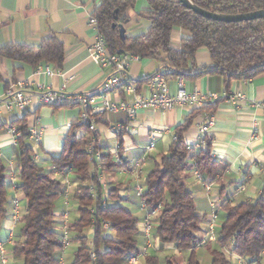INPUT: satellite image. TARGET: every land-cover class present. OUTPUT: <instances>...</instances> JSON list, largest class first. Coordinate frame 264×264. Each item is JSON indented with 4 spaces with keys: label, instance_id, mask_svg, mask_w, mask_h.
<instances>
[{
    "label": "trees",
    "instance_id": "16d2710c",
    "mask_svg": "<svg viewBox=\"0 0 264 264\" xmlns=\"http://www.w3.org/2000/svg\"><path fill=\"white\" fill-rule=\"evenodd\" d=\"M137 1L140 0H98L94 15L110 53L150 59L161 64L163 69L171 70L174 77H182L184 70L195 66V54L204 49L211 65L193 77L216 75L227 81H244L264 73V19L229 24L214 22L186 10L178 0H142L147 8L139 13V17L148 22L147 30L137 35L125 32L121 37L119 26L129 23L128 12ZM190 1L205 11L224 15L264 10V0ZM177 30L188 36L181 38L179 48L174 49L171 38ZM0 51L7 57L32 65L41 62L57 65L63 60V46L56 37L43 40L37 49L5 48ZM205 110L208 107L190 111L185 123L175 128L174 140L167 152L149 158L151 168L144 176L140 201H144L148 209L161 205L154 228L158 245L190 252L184 263L170 256L164 259V264H200L195 250L203 217L197 213L193 194L185 182L188 174L194 171L213 178L217 164L210 156V145L200 151L188 149L184 134L193 119ZM27 120L26 114L11 125L20 133L15 148L18 171L15 189L25 200L11 257L20 260L21 264H59L61 243L54 206L63 193V186L33 161ZM121 137L118 133L119 143ZM87 143V131L75 121L65 135L60 152L51 160L52 172L63 175L70 171L78 183L73 194L78 203V218L70 227L73 240L78 242L72 264H90L91 245L95 250V264H128L127 256L134 253L139 244V219L119 205L122 201L120 187H108L105 193L98 179L114 170L129 168L128 163L117 164L106 153L91 168L85 151ZM11 186L0 159V228L9 215ZM91 189L96 191L95 199L91 197ZM224 211L213 242L217 250H212L210 264H229L232 256L245 263L264 264V186L255 200L227 205ZM103 223H109L107 231H103ZM86 230L91 231V238L83 234ZM225 249L228 256L223 252ZM143 264H160V261L151 253Z\"/></svg>",
    "mask_w": 264,
    "mask_h": 264
},
{
    "label": "crops",
    "instance_id": "0c3cea01",
    "mask_svg": "<svg viewBox=\"0 0 264 264\" xmlns=\"http://www.w3.org/2000/svg\"><path fill=\"white\" fill-rule=\"evenodd\" d=\"M98 4V0H0V50L37 49L41 42L49 37H56L63 46V60L57 65L43 62L32 65L7 57L0 51V99H3L6 91L17 82L25 83L26 90L30 92L63 89L68 94L94 93L105 75V72L90 61L88 55V48L93 42V31L88 27V16ZM146 8V3L140 0L136 2L133 10L128 12L130 21L124 26L127 35H137L147 30L148 25L141 24L142 19L139 17V13ZM183 34L185 33L179 30L172 33L171 46L174 49L179 48ZM194 64L193 68L189 67L183 71L184 76L174 77L171 70L163 69L156 61L135 57L129 65V74L138 90L146 96L147 84L141 78L143 75L155 74L166 75L171 95L176 92L177 80L182 79L187 93L197 91L201 94L219 96L215 106L208 109L214 115V126L209 130V135L212 140L210 154L217 164V173L213 178L202 176V181L210 186L209 191H205L203 183L196 179L194 172L189 173L186 179V181L192 179L191 192L199 215L198 211L201 210L202 203L205 205V215L210 217L207 229L211 224V214L214 212L216 215L217 232L220 225L218 220L223 219L224 208L227 205L255 200L264 186V109L249 106V102L252 101L264 104V73L244 81H227L216 75L193 77L199 70L211 65L209 54L204 49L195 54ZM39 67L42 68L41 71L38 70ZM46 68L49 69L50 74L45 73ZM224 94H241L247 102L233 103L223 100ZM110 98L115 100L116 96L111 95ZM26 114L29 128L32 127L41 133L40 143L37 146V164L50 172L54 179L68 182V185L63 186L59 218L55 220L56 230L61 235L64 226L68 229L71 227V224L67 223L71 213L68 208H70V196H73L76 189L73 188L72 183L75 182V178L73 173L60 175L52 172L51 160L60 152L67 131L77 119L78 109L38 105L34 102L33 106L27 109ZM189 114V110L175 107L169 111H139L132 122L124 113L101 114L97 119V132L104 154H110V150L118 141L109 130L116 125L123 127L120 131L121 143L118 141L120 144L118 156L121 162L128 163L129 168L114 170L106 176H101V179L107 187H120L119 196L122 199L119 202L120 206L122 203L136 205L134 211L139 216L136 217L139 219L140 249H136L135 252L140 251L144 246L141 223L145 214L140 207V199L135 189L137 186L141 187L140 182L150 168L149 158H154V155L159 157L167 152L174 140L175 128L184 124ZM17 118L14 112L0 113V159L5 166L6 178L14 185L18 184L17 161L15 148L9 143L7 128ZM201 122L202 113L193 119L184 134L187 145L195 140L197 127ZM254 125L258 130L257 140H253L251 136ZM130 131L133 133H129ZM150 138L153 139L154 149L151 153L145 154L144 149ZM142 147L144 148L139 149ZM128 152L134 158L128 160L123 156ZM110 157L117 163L111 154ZM141 160H144V166L138 179L133 164ZM11 175L14 176L13 181ZM13 197L19 201L21 217L24 212V207L22 208L20 204L22 197L10 188L9 215L2 221L0 228V243L5 249L8 264H13L11 251L20 224V221L14 223L12 219ZM70 233L69 230V235ZM91 236L90 231L89 238ZM74 245L78 247V242L71 240L67 249L58 253L59 263L72 264L77 249ZM163 249H172L177 255L181 252L172 246L160 247L155 240L153 229L147 255L158 253ZM144 260L145 258L141 259L139 264H143ZM186 260L180 261L184 263Z\"/></svg>",
    "mask_w": 264,
    "mask_h": 264
},
{
    "label": "built area",
    "instance_id": "2783aa9c",
    "mask_svg": "<svg viewBox=\"0 0 264 264\" xmlns=\"http://www.w3.org/2000/svg\"><path fill=\"white\" fill-rule=\"evenodd\" d=\"M97 6L88 16V27L93 31V42L88 48L89 59L94 63L101 71L105 72L103 80L98 89L91 94L84 93H65L63 89L50 90L44 89L37 92L27 91L25 83L17 82L9 90L6 91L5 97L0 99V113L2 112H14L18 118H21L27 112L29 107L33 106V103L38 105H48L56 107H76L78 109V116L76 119L77 125L83 127L88 133V143L85 151L91 168L98 163L103 156L101 148V141L97 132V119L101 114H117L124 113L127 119L132 122L137 112L139 111H169L175 107H180L186 110L200 109L208 107L211 109L215 106L219 96L216 94H201L197 91L187 93L184 88L182 79L177 80V89L174 95L170 94L169 85L165 74H155L152 76H142L147 84L148 95L146 96L140 92L129 74V65L135 57H130L127 54H113L110 53L107 48V43L104 35L100 32L98 27L97 18L94 15ZM41 67L38 68L41 71ZM45 73L50 74L48 68L45 69ZM111 95H115L116 99L112 100ZM223 100L229 102L245 103L247 102L243 95H231L224 94ZM249 106L255 108L264 109V104L256 101L249 102ZM17 118V119H18ZM214 126V115L212 111L205 110L202 112V122L198 125L195 140L192 144H188V149H194L200 151L212 143L209 135V130ZM123 129L121 125H116L109 130L113 137H117L118 133ZM126 130V129H125ZM129 133H133L130 131ZM7 134L9 137V143L13 148H17L18 139L20 133L16 126H10L7 128ZM251 136L253 140L258 139V130L256 125L251 129ZM41 133L29 128V141L33 146V161L38 162L37 146L40 143ZM154 149L153 139H149L148 145L145 147V154H149ZM120 150V144L118 141L115 143L113 149L110 150V154L116 160L118 164L121 160L118 156ZM211 156V154H210ZM144 166V160L137 161L133 164L136 178L141 177V171ZM70 174V171L65 175ZM194 176L197 180L203 183L205 191H209L210 186L202 181V176L194 171ZM99 181L105 193L108 191V187L102 183L101 176ZM14 180V176L11 175V181ZM11 189L16 191L15 185L11 183ZM68 185V182H65ZM136 195L140 199L143 193L142 187H136ZM66 197V196H65ZM91 197L95 199L97 197L96 191L91 189ZM12 219L14 223H18L21 218L19 201L16 197L12 199ZM103 200V205H105ZM140 207L144 211V218L141 223V234L144 238V246L140 251L134 252L127 256L128 264H139L141 259H144L147 255V250L151 246V234L155 228V219L160 212L161 205L148 209L144 201H140ZM92 212V210H91ZM216 215L214 212L211 214V224L208 228V239H202L197 242L198 247L206 245L207 242H215L216 239ZM91 230L94 229V223L91 225ZM109 229V223H103V231ZM61 243V251H65L69 246V230L67 226H64L62 233L59 236ZM91 260L90 264H95V250L92 248L89 253ZM0 264H8V259L5 255V249L3 244L0 243ZM63 264V263H59ZM229 264H249L242 260L232 256Z\"/></svg>",
    "mask_w": 264,
    "mask_h": 264
},
{
    "label": "rangeland",
    "instance_id": "374dc122",
    "mask_svg": "<svg viewBox=\"0 0 264 264\" xmlns=\"http://www.w3.org/2000/svg\"><path fill=\"white\" fill-rule=\"evenodd\" d=\"M143 23L146 24V25H148V22L146 20H143L142 19L141 20V24H143ZM183 36L184 37H187L188 35L185 33V34H183ZM143 148L144 147L139 148V149H143ZM123 156H126V159H128V160L134 158L129 152L128 153H125V155H123ZM154 158H157V157L154 155ZM150 168H151V165H150ZM142 180L144 181V179H142ZM142 180L140 182V185L142 187V190H144L143 181ZM191 180L192 179L190 178L188 181L185 182L186 183V188L189 191H192V189H193L192 188V185L190 183ZM59 181H60V183H61L62 186L65 185L64 180L61 179ZM72 183H73V188L75 189L78 186V183L77 182H72ZM195 196H197V195H195ZM61 199L62 198H60V196H59L57 198V200L55 201V206H54V208H55V220H57L59 218V215H58L60 213L59 207H61V204H62V200ZM201 199H202V201H204L203 198H201ZM20 204H21V207L22 208L25 207V200L23 198H22ZM121 206L124 209L129 210L130 212H132L135 216L139 217L137 215V213L134 211V210H136L134 208L136 205L134 206V205L127 204V203L126 204L125 203H122ZM204 206H205L204 203H202L201 210L198 211L201 216L205 215V213H206L205 210H204ZM68 209H69V211L71 213H70V216L68 218L67 223L68 224H73L74 221L78 218V203H77V201L74 199V197L72 195L70 196V208H68ZM221 220L222 219L218 220V223L219 224H221V222H222ZM209 221H210L209 215L206 214L205 216H203L202 221L200 223V231L197 234V242L200 241V240H202V239H208L209 235H208V232L206 233V231L208 230L207 229V226H208ZM19 227H20V225H18V229H19ZM68 230H70V227H69ZM58 234L60 235V233H58ZM83 234L86 235L89 238L90 231L89 230H86V231L83 232ZM216 234H217V232H216ZM73 239H74V236H73L72 233H70L69 240L70 241L71 240L73 241ZM14 241H16V239ZM74 248L75 249L77 248L76 245H74ZM137 249L139 250L140 249V246H138ZM212 250H217V247H216V245L214 243H211L208 246H202V247L196 248L195 255H196V257H197V259H198V261H199L200 264H210L211 263V252H212ZM223 252L227 256L229 255L228 250L225 249V250H223ZM189 254H190V252H188V251H181L180 254L177 255V254H175V252L172 249H163L162 251H160L158 253H155V255L158 257V259L160 261V264H164V259L166 257H170V256H173V255H176V257H177V259L179 261L180 260L181 261H184L189 256ZM11 260H12L13 264H21V261L20 260H14V259H11ZM263 260H264V254H263Z\"/></svg>",
    "mask_w": 264,
    "mask_h": 264
},
{
    "label": "water",
    "instance_id": "95a60500",
    "mask_svg": "<svg viewBox=\"0 0 264 264\" xmlns=\"http://www.w3.org/2000/svg\"><path fill=\"white\" fill-rule=\"evenodd\" d=\"M178 2L186 9L194 14L214 22L221 23H238V22H248L253 20L264 19V10L254 11L246 14L238 15H224L219 13H212L205 11L197 6H195L190 0H178ZM119 34L121 37L125 35V28L119 26Z\"/></svg>",
    "mask_w": 264,
    "mask_h": 264
}]
</instances>
